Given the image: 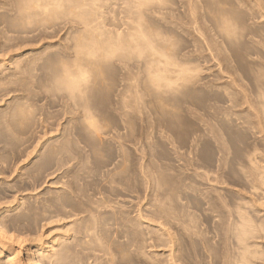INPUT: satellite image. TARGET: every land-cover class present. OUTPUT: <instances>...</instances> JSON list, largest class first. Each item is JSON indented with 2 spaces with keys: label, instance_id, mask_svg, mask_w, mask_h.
Returning a JSON list of instances; mask_svg holds the SVG:
<instances>
[{
  "label": "rangeland",
  "instance_id": "1",
  "mask_svg": "<svg viewBox=\"0 0 264 264\" xmlns=\"http://www.w3.org/2000/svg\"><path fill=\"white\" fill-rule=\"evenodd\" d=\"M74 1L0 0V223L54 264H264V0H97L78 40Z\"/></svg>",
  "mask_w": 264,
  "mask_h": 264
},
{
  "label": "bare ground",
  "instance_id": "2",
  "mask_svg": "<svg viewBox=\"0 0 264 264\" xmlns=\"http://www.w3.org/2000/svg\"><path fill=\"white\" fill-rule=\"evenodd\" d=\"M75 1H76V3L77 2L78 3L77 4L74 3V4H76V5H74L76 7H73L74 10H75V8H76V10H79L78 8H80L79 11L81 12L82 11L81 8L84 9L85 6L86 7H87V5L90 6L91 4H94V2L97 1V0H88V1H85V0H80V1L75 0ZM125 2L128 5H130L131 3H135V5H138L139 4L137 2V0H125ZM96 3L97 2H95V4ZM94 5H93V7H95ZM97 7L98 6H96V8ZM92 8H91V11L94 9V8L93 9ZM93 11L91 13L89 12L90 14H88V17L87 16H83L85 18H82V15H84V14H81L78 11L75 12V14L77 13L75 15V18L78 17V16H80L78 14H81V18H80L81 21L79 20V17H78L77 20H79L78 21L79 24H81L83 26L77 32V34H75V36H74L77 40L81 36L83 37V35H85L84 37H86L87 35H89L91 33L97 32L100 28H102V29L104 28V25L105 24L103 25V23H104V20L102 19L103 15H101V14L100 15L99 14L97 15V14H95V12L93 14ZM127 19L128 20H126V22L122 26H120L119 29H117V31H115L116 30L115 29L113 32H111L112 36L115 37V38H121L122 37V38H124L126 40V42H129V43H132L131 41H135L138 38H145L146 37V34L143 31H141V29L139 31L138 28L134 27L130 23V20H132V17L130 15H127ZM74 23H75V21H74ZM77 54H78V52H77ZM152 63L156 66V68L158 70L167 71V68L166 67L164 69H162L163 66L160 65L161 63H163V60L162 59H156ZM79 71L85 72L84 69H80ZM89 121H91L92 123H90ZM88 123H89L90 126L97 127L96 121L93 118H91V117L88 119ZM227 130L229 131L228 128H227ZM263 180H264V178H263ZM244 234L245 233H243V236H244ZM239 235H240V233H239ZM245 236H244V238H245ZM244 238L242 237L243 241H244ZM40 239H42V238H40ZM240 239L241 238H239V240ZM242 239L240 241H242ZM44 241L45 240H43V241L40 240V244H38L36 246L37 248L41 249L40 251H42V250L44 251V249L47 246ZM95 241H96V238H93L92 237L91 230L87 227V228H85V231H84V238H82V239L79 240V245L82 248H84V249H90V248H92V243L95 242ZM24 244L25 243H24V240H23L22 237H20V236L17 237V235H15V233L13 234V232H10L9 230H7V228L2 223H0V254L1 255L3 254L5 256L6 262H7L6 264H47V263H44L46 261L44 260L43 257H45L46 259H48V261L51 264L59 263L60 258H58L57 252L56 251L54 252L53 249L51 251L49 250V251L41 252L42 255H43V257L40 258V257H38L36 255L35 250L32 247L26 248V246H24ZM174 244H175V241H174ZM63 249H64V253H63L64 257L65 258L67 256L69 257L70 256V250H71L70 246L65 245L63 247ZM22 255L25 256L24 259L21 257ZM248 258L249 257L247 256V253H244V255L242 256V259H240L241 262H239V264H251V263H248V260H247ZM249 261H250V259H249Z\"/></svg>",
  "mask_w": 264,
  "mask_h": 264
},
{
  "label": "snow or ice",
  "instance_id": "3",
  "mask_svg": "<svg viewBox=\"0 0 264 264\" xmlns=\"http://www.w3.org/2000/svg\"><path fill=\"white\" fill-rule=\"evenodd\" d=\"M137 2L140 4L141 7L150 6V0H137ZM55 6L60 7L61 3L57 2ZM81 55L90 56L91 54L85 51ZM64 75L71 86V90L74 93L83 96L84 92L86 91L87 84L89 82L88 73L79 71L76 67V64L70 59L64 68ZM5 103L6 101H0V104ZM89 122L92 123L91 121Z\"/></svg>",
  "mask_w": 264,
  "mask_h": 264
}]
</instances>
